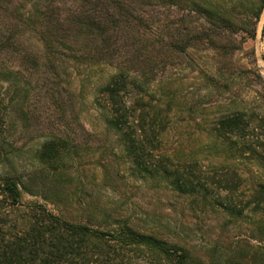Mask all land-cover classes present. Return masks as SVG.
Returning <instances> with one entry per match:
<instances>
[{"label":"rangeland","instance_id":"obj_1","mask_svg":"<svg viewBox=\"0 0 264 264\" xmlns=\"http://www.w3.org/2000/svg\"><path fill=\"white\" fill-rule=\"evenodd\" d=\"M12 1L13 9L26 18L31 5L22 8L24 0ZM195 1L212 17L199 14L186 0L173 5L167 0L133 3L140 21L132 24V43L150 47L154 71L146 79L134 76L141 92L131 88L125 100L136 111L135 119L142 115L146 128L153 124L161 130L153 155L166 158L169 168L206 182V197L181 195L165 180L139 174L108 125L100 89L117 73L116 65L134 69L127 64V50L117 62L83 63L64 56L58 86L48 81L46 90L40 89L41 82L33 78L23 102L26 118L18 116L22 97L7 93L6 82H1L0 176L20 178L32 192L22 190L14 211L18 223L25 213L41 208L101 232L127 225L185 252V264H264V166L240 155L215 133L221 116L242 111L252 119L249 131L258 127L255 136L264 139V8L255 20L257 3L252 0ZM214 15L234 25L226 28ZM185 27L181 35L189 32L188 38L215 29L222 41L195 40L181 54L169 49L170 37ZM252 30L253 36L244 32ZM25 32L28 51L40 49L37 35ZM180 36L178 41H185ZM128 38L124 35L119 42L125 47ZM55 86L58 92L51 88ZM53 91L64 99L60 106L51 99ZM57 135L69 139L71 148L59 169L48 171L36 152L46 138ZM236 181L238 187L230 192L221 188ZM220 204L241 214L229 213ZM123 256L126 264L175 263L144 247L124 250Z\"/></svg>","mask_w":264,"mask_h":264},{"label":"trees","instance_id":"obj_2","mask_svg":"<svg viewBox=\"0 0 264 264\" xmlns=\"http://www.w3.org/2000/svg\"><path fill=\"white\" fill-rule=\"evenodd\" d=\"M24 1L26 4L21 7L30 4L31 11L22 19L23 14L13 9L12 0H0V89H3L1 82H6L7 93L22 97L18 116L27 117L23 102L31 90L33 78L41 82L40 89L46 90L48 81H54L58 86L61 77L59 68L65 60L64 56L83 63L108 61L109 58L117 62L121 59L122 51L127 50L130 56L127 64L134 69H123L116 65L117 73L100 89L107 103L108 125L118 135L125 155L139 174L165 180L173 191L181 195L206 197V182L201 183L198 177L188 172L169 168L166 158L153 155L161 130L153 124L146 128L142 115L135 119L136 111L125 100L131 88L141 92L138 79L134 76L146 79L145 76L154 71L150 47L145 43H132L136 38L132 24L134 20L140 21L138 8L133 5L136 0ZM167 1L172 5L178 4V0ZM252 1L257 3L254 19L258 20L264 0ZM186 3L191 7L196 6L199 14L213 15L208 13L207 8L197 5L195 0H186ZM214 16L226 28L230 29L234 25L223 17ZM19 22L24 29H21ZM212 26L216 28L214 23ZM237 28L242 30L241 27ZM183 30L186 27L178 28L176 35L180 36ZM25 31L37 35L40 49L28 51L23 41ZM244 32L254 35V30ZM188 34L180 36L185 41H178L179 38L172 35L169 49L181 54L195 40L211 44L222 41L215 29L199 30L194 37L189 38ZM124 35L130 40L125 47L119 42ZM129 72H133V76ZM17 75L21 79L16 78ZM51 88L58 92V87ZM54 91L51 99L60 106V101L64 99ZM4 101L0 100V105ZM251 123L252 119L245 112L235 111L217 120L215 133L240 155L264 166V139L259 141L258 136H255L254 131L258 127L249 131ZM70 148L69 139L62 135L52 136L43 141L36 158L46 170L55 171ZM238 184L236 181L231 184L233 188L228 185L221 188L230 192ZM22 190L32 193L22 179L0 176V264H126L127 261L123 260L124 250L133 251L139 247L172 257L175 259L174 264H185V252L179 253L178 249L168 246L164 241L141 234L127 225H120L113 232H101L67 222L41 208L38 212L25 213L18 223L14 211L20 205ZM220 206L229 213L241 214V210L235 211L228 205ZM24 220L27 221L22 223Z\"/></svg>","mask_w":264,"mask_h":264}]
</instances>
